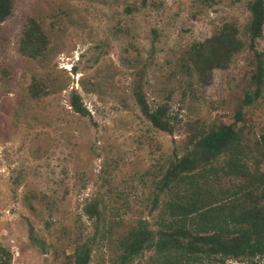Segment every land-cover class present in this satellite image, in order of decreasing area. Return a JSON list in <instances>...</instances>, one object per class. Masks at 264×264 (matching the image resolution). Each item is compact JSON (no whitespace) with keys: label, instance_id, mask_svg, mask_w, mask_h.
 I'll list each match as a JSON object with an SVG mask.
<instances>
[{"label":"rangeland","instance_id":"374dc122","mask_svg":"<svg viewBox=\"0 0 264 264\" xmlns=\"http://www.w3.org/2000/svg\"><path fill=\"white\" fill-rule=\"evenodd\" d=\"M250 1L13 0L0 22V245L11 264H76V250L117 264L128 231L160 228L168 202L194 190L223 202L248 181L226 175L224 157L193 184L162 180L237 111L247 163L264 172V72L259 98L243 102L264 61V29L249 45ZM232 30L241 46L228 59L213 38ZM136 92L167 106L173 132L153 126ZM164 260L150 249L128 264Z\"/></svg>","mask_w":264,"mask_h":264},{"label":"trees","instance_id":"16d2710c","mask_svg":"<svg viewBox=\"0 0 264 264\" xmlns=\"http://www.w3.org/2000/svg\"><path fill=\"white\" fill-rule=\"evenodd\" d=\"M248 8L252 19L247 26V36L250 47L254 48L255 42L263 36L264 0H251ZM13 9V0H0V22L8 18ZM236 34L235 30L220 32L213 38L216 46L224 47L228 59L241 46ZM263 72L264 61L257 57L252 77L255 87L252 93L244 96L245 106L259 98ZM135 100L153 126L174 131L165 104L151 109L139 92ZM70 105L75 112H86L76 92L71 94ZM235 113L233 123L201 131L186 154L176 155L165 171L162 185L193 184L209 172L216 174L214 162L221 157L225 159L224 173L234 178H248L247 184L235 189L223 202L212 203L208 197H198V190H194L185 202H168V217L160 223V228L153 230L144 222L128 231L121 241L122 253L117 264H128L150 249L165 257L163 264H226L227 261L264 264V172L259 169V163L253 171L247 163L251 157L244 146V129L237 126L243 114L241 111ZM262 144L264 142L259 143ZM74 257L76 264H87L89 260L88 253L82 255L77 250ZM0 264H11V254L2 245Z\"/></svg>","mask_w":264,"mask_h":264}]
</instances>
